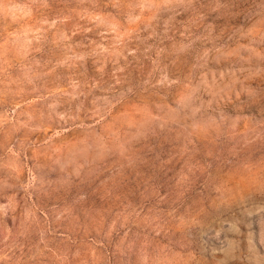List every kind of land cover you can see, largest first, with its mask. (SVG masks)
<instances>
[{"label": "rangeland", "instance_id": "374dc122", "mask_svg": "<svg viewBox=\"0 0 264 264\" xmlns=\"http://www.w3.org/2000/svg\"><path fill=\"white\" fill-rule=\"evenodd\" d=\"M0 264H264V0H0Z\"/></svg>", "mask_w": 264, "mask_h": 264}]
</instances>
